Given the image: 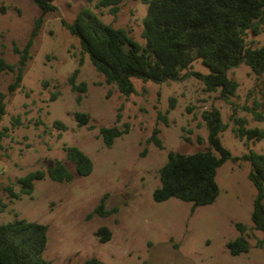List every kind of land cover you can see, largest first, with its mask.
Listing matches in <instances>:
<instances>
[{
    "label": "rangeland",
    "instance_id": "rangeland-1",
    "mask_svg": "<svg viewBox=\"0 0 264 264\" xmlns=\"http://www.w3.org/2000/svg\"><path fill=\"white\" fill-rule=\"evenodd\" d=\"M53 2L57 8L43 14L32 38L20 86L9 92L14 74L0 72L5 102L0 117V223L25 218L46 224L42 256L49 264H83L91 257L105 264H264L262 235L251 220L255 188L247 177L249 161L226 159L216 171L215 200L193 210L191 202L176 197L158 201L152 195L160 185L158 169L169 151L187 154L208 147L202 112L212 107L219 109L226 124L219 137L232 156L250 150L264 153V136L247 140L232 130V117L240 116L247 127L264 131V120L254 119L250 110L264 100V72L256 75L245 63L228 69L227 75L238 83L229 100L220 96L219 89L205 91L193 75L162 82L131 77L134 89L123 94L94 68L78 37L68 32L61 19L71 22L87 6L102 21L126 28L144 44L146 3L123 0L111 13L107 7L95 8L96 0ZM40 16L32 0H0V55L6 61L18 60L12 46H25ZM246 39L259 46L264 31H248ZM76 68V83H85V91L72 90L68 83ZM190 69L209 72L199 57L182 73ZM76 111L87 113L88 122L79 125ZM111 125L127 131L107 146L100 128ZM155 129L162 148L149 140ZM65 146H77L89 156V174L76 173ZM55 160L63 162L72 180L44 176L33 181L30 194L18 197L3 189L12 185L19 192L18 177L45 171ZM103 196V208L116 211L107 215L94 211ZM237 222L246 226L245 233L237 230ZM102 226L110 231L108 240L100 239ZM240 234L246 236L248 250L232 255L227 242Z\"/></svg>",
    "mask_w": 264,
    "mask_h": 264
},
{
    "label": "trees",
    "instance_id": "trees-1",
    "mask_svg": "<svg viewBox=\"0 0 264 264\" xmlns=\"http://www.w3.org/2000/svg\"><path fill=\"white\" fill-rule=\"evenodd\" d=\"M123 0H96L95 8L107 7L116 13ZM146 3V12L142 18L141 35L144 44L135 41L124 27H115L101 20L97 12L90 7L80 8L74 19L67 22L61 19L68 32L78 37L80 46L86 52L94 68L102 74L107 83L116 85L123 94L133 91L131 77L162 82L169 79H181L193 75L203 83L205 91L219 89L224 100H229L236 92L238 83L227 75V70L245 63L256 75L264 72V42L252 46L246 39L251 31L258 34L264 31V0H142ZM40 9L41 16L35 19V25L25 46L20 49L13 44L12 49L19 54L15 63H10L0 55V72L14 74L8 84L9 92L20 86L26 60L30 58L29 47L43 21V14L57 7L53 0H32ZM200 58L209 67V72L202 74L196 70H187L194 59ZM79 70L76 68L68 77L72 90L85 91V83H76ZM53 95L52 97H54ZM4 94L0 92V117L5 112ZM79 98V96H78ZM251 113L254 119L264 120V100L255 103ZM74 116L79 125L85 124L89 116L76 111ZM161 117V115H160ZM164 118V116L162 115ZM207 129L208 147L193 153L169 151L167 159L158 169L160 185L154 188L155 200L176 197L191 202V210L196 206L213 202L218 194L215 180L217 168L226 160L239 158L249 161L247 177L255 188L252 200L251 220L253 228L261 232L260 243H264V153L250 150L241 157L232 156L222 144L219 133L226 124L222 121L218 108L212 107L202 112ZM233 133L247 140H259L264 131L258 127H247L244 117L233 116ZM60 128L65 125L55 122ZM127 131L115 125L103 126L100 134L109 146L115 137ZM155 129L150 136L154 144L162 148L161 140ZM0 134H2L0 132ZM65 153L79 175H87L92 169V162L77 146H65ZM48 176L55 181H70L72 173L62 161L55 160L46 170H33L18 177L19 192L12 185L3 189L10 197L19 193L30 194L33 181ZM94 211L107 215L116 211L103 208V200ZM1 206L5 205L1 203ZM235 227L241 233L246 226L240 222ZM48 226L25 218L0 223V264H49L42 256L47 243ZM101 240L110 238V231L99 228ZM230 254L235 255L248 250L244 234L227 242ZM83 264H105L91 257Z\"/></svg>",
    "mask_w": 264,
    "mask_h": 264
}]
</instances>
